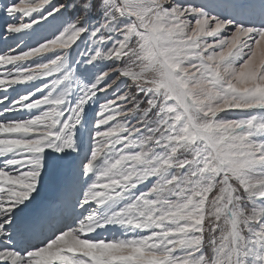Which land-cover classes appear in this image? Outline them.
<instances>
[{
  "label": "snow or ice",
  "instance_id": "obj_1",
  "mask_svg": "<svg viewBox=\"0 0 264 264\" xmlns=\"http://www.w3.org/2000/svg\"><path fill=\"white\" fill-rule=\"evenodd\" d=\"M0 264H264V0H0Z\"/></svg>",
  "mask_w": 264,
  "mask_h": 264
}]
</instances>
